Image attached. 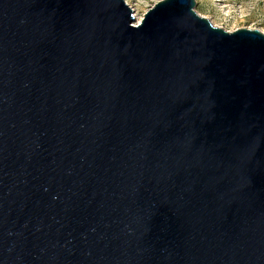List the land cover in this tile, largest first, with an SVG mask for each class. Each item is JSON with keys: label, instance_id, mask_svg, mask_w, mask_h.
I'll list each match as a JSON object with an SVG mask.
<instances>
[{"label": "water", "instance_id": "water-1", "mask_svg": "<svg viewBox=\"0 0 264 264\" xmlns=\"http://www.w3.org/2000/svg\"><path fill=\"white\" fill-rule=\"evenodd\" d=\"M195 0H0V264H264V32Z\"/></svg>", "mask_w": 264, "mask_h": 264}, {"label": "rangeland", "instance_id": "rangeland-1", "mask_svg": "<svg viewBox=\"0 0 264 264\" xmlns=\"http://www.w3.org/2000/svg\"><path fill=\"white\" fill-rule=\"evenodd\" d=\"M132 15L143 17L158 0H124ZM194 10L213 25L232 31L236 28H257L264 32V0H195ZM139 21V22H140ZM135 18L132 24H135Z\"/></svg>", "mask_w": 264, "mask_h": 264}, {"label": "bare ground", "instance_id": "bare-ground-1", "mask_svg": "<svg viewBox=\"0 0 264 264\" xmlns=\"http://www.w3.org/2000/svg\"><path fill=\"white\" fill-rule=\"evenodd\" d=\"M132 10H134V9H132ZM133 18H135V22H136V23H138V22L140 21V18L136 17V14L133 15ZM136 23H135V24H136Z\"/></svg>", "mask_w": 264, "mask_h": 264}]
</instances>
